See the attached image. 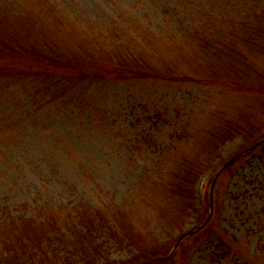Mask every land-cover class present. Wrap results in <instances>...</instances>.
Masks as SVG:
<instances>
[{
	"label": "rangeland",
	"instance_id": "374dc122",
	"mask_svg": "<svg viewBox=\"0 0 264 264\" xmlns=\"http://www.w3.org/2000/svg\"><path fill=\"white\" fill-rule=\"evenodd\" d=\"M18 1L48 54L118 76L44 91L41 116L27 79L0 86L22 126L0 164V264H264V143L236 158L264 133V0ZM40 118L81 159L31 132ZM156 249L173 256L140 263Z\"/></svg>",
	"mask_w": 264,
	"mask_h": 264
},
{
	"label": "trees",
	"instance_id": "16d2710c",
	"mask_svg": "<svg viewBox=\"0 0 264 264\" xmlns=\"http://www.w3.org/2000/svg\"><path fill=\"white\" fill-rule=\"evenodd\" d=\"M0 86H7L9 84H15L18 80H28L27 83L20 85V90L22 93V101L28 100V106L34 114L28 115H40L43 105H40L38 98L44 95V91H47L51 99H59L65 95H70L74 92L76 87L83 90L82 94H86L88 90L95 83L105 80H115L118 76L116 71L110 72L111 68H105L103 72H99L95 69L88 70L87 64H85L84 59L76 57L75 60H63L59 59L57 56L46 52L47 46L53 47V42L50 40L51 35L46 33H41V35L33 36L29 35L27 28H22L18 23V18L22 17V12L18 13L17 16L14 15L12 10L13 6L18 4V0H0ZM21 2V1H20ZM24 16V15H23ZM46 43V46L42 47L41 44ZM50 48V47H49ZM51 49V48H50ZM134 69H128L126 71V76H137L141 75L140 78H148V73L142 71L138 73ZM59 89L57 95L58 98L52 96L51 90ZM93 104V100H89ZM49 102V101H48ZM89 103V102H88ZM89 105L90 107L92 106ZM58 107L62 104L57 103ZM74 110L83 111L85 113L84 107L78 105H72L68 107ZM89 120L93 122L96 121L92 113H88ZM51 115H46V117ZM41 120L43 118H40ZM48 119H43L42 126H36V129H32L37 137H45L50 140V143L54 145L56 149L60 148V155L69 158L71 160L81 159V156L72 153L65 143H60L58 139L60 136H55L54 133L47 132ZM3 124L8 125V129H5ZM20 122L16 120L13 114L10 113V108H2L0 104V164L3 163L4 159L2 154L6 153L10 155V150L15 149L17 146L15 137L22 135ZM264 138V133H256L252 135L249 139L250 143L254 145L256 142ZM13 139L14 141H11ZM10 140V142L8 141ZM4 141L6 145L4 144ZM65 142V141H64ZM70 142V141H69ZM70 144V143H69ZM239 155V154H238ZM210 205L206 202V207L204 213L209 211ZM214 209V207H213ZM209 217L206 219L204 224L207 223ZM203 221L201 218L199 224ZM202 226V225H201ZM222 238H219V251L220 253L227 254L225 244ZM154 255L146 260H139L141 262H147L149 260H155L159 258H164L168 254L162 253L161 250L153 251ZM162 254V255H160Z\"/></svg>",
	"mask_w": 264,
	"mask_h": 264
},
{
	"label": "water",
	"instance_id": "95a60500",
	"mask_svg": "<svg viewBox=\"0 0 264 264\" xmlns=\"http://www.w3.org/2000/svg\"><path fill=\"white\" fill-rule=\"evenodd\" d=\"M264 143V138L262 139V140H260L259 142H257L254 146H252L250 149H248V150H246L244 153H241L238 157H236V158H239V157H241L242 155H244V154H247V153H249V152H251V151H253L254 149H256V148H258L259 146H261L262 144ZM233 161L234 160H232V161H230L224 168H223V170L226 168V167H228V166H230L232 163H233ZM220 174V173H219ZM218 174V175H219ZM215 183V182H214ZM214 183H213V185H214ZM213 185H212V187H213ZM212 193V192H211ZM213 212V208L211 207V213ZM210 217H211V214H210ZM202 227H199V228H197V229H195V230H192V231H189V232H187V233H185L182 237H181V239L179 240V242L177 243V245H176V247L175 248H177V246H178V244L183 240V239H185L186 237H188V236H190V235H192V234H194L195 232H197V231H199L200 229H201ZM172 254L173 253H171V255L170 256H172ZM169 256V257H170ZM168 258V257H167ZM161 260H164V259H156V260H151V261H148V262H157V261H161Z\"/></svg>",
	"mask_w": 264,
	"mask_h": 264
}]
</instances>
